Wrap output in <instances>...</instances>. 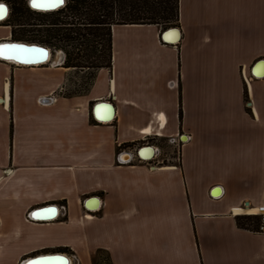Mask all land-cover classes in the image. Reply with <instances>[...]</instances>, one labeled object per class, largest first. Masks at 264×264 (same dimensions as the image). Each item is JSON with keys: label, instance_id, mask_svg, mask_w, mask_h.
<instances>
[{"label": "crops", "instance_id": "0c3cea01", "mask_svg": "<svg viewBox=\"0 0 264 264\" xmlns=\"http://www.w3.org/2000/svg\"><path fill=\"white\" fill-rule=\"evenodd\" d=\"M172 28L113 26L80 95L70 68L0 59V264H264L237 223L264 205V0H180Z\"/></svg>", "mask_w": 264, "mask_h": 264}, {"label": "trees", "instance_id": "16d2710c", "mask_svg": "<svg viewBox=\"0 0 264 264\" xmlns=\"http://www.w3.org/2000/svg\"><path fill=\"white\" fill-rule=\"evenodd\" d=\"M0 2L11 10L5 22L12 27V40L61 48L67 56L64 67L70 69L83 67V51L93 54L96 71L111 68L115 25L154 24L165 30L178 27L180 20V0H67L51 12L32 10L28 0ZM33 16L39 24L32 22ZM258 221L257 216L237 217L244 228L256 227Z\"/></svg>", "mask_w": 264, "mask_h": 264}, {"label": "bare ground", "instance_id": "6f19581e", "mask_svg": "<svg viewBox=\"0 0 264 264\" xmlns=\"http://www.w3.org/2000/svg\"><path fill=\"white\" fill-rule=\"evenodd\" d=\"M37 3L39 4V6L35 7V8L40 9L39 11H41V12H51L52 11L51 7H58V4H45V1L43 2L41 0H37ZM43 8H49V9L48 10L47 9L42 10ZM53 11H55V8ZM5 15H6V13H5ZM2 21L3 20H0V22H2ZM165 38L167 40L170 39V40L175 42L178 40L179 37L177 36V38L176 37H168L167 38V34H166ZM17 42H22V41H17ZM28 45H31V44L29 43ZM37 45H39V44H37ZM0 57H4L5 59H9V60H5V61L17 64V65H25V66H30L31 63H34L33 64L34 66H39L42 64H46L49 61H53V59H51L52 53L45 50V49L36 48V47L31 48V47L17 46V45H15V46H4L3 48H0ZM16 61H22L24 63H29V64H19ZM9 86H10V84H9ZM7 89H8V87H7ZM9 91H10V88H9ZM111 117L112 116H109L108 118L104 117V120L105 119L108 120ZM152 156H153V154H152ZM152 156H148L146 158H151ZM238 212H243V211L240 210ZM244 212H247V211H244ZM252 212H255V210ZM55 214H56V211H54L53 213L47 214V215H35V217L38 219H41L43 217H46V219H49L48 217L53 218L55 216ZM29 264H67V262L65 259H56V260H50V261H45V262L33 261V259H31Z\"/></svg>", "mask_w": 264, "mask_h": 264}, {"label": "rangeland", "instance_id": "374dc122", "mask_svg": "<svg viewBox=\"0 0 264 264\" xmlns=\"http://www.w3.org/2000/svg\"><path fill=\"white\" fill-rule=\"evenodd\" d=\"M33 17L34 18L32 19V22L39 24L40 22L37 21L39 18L38 17L36 18V16H33ZM5 20L0 22V26L3 27L6 25ZM47 23H49V22H47ZM2 33H5V30L0 29V34H2ZM48 47L52 50L53 61L58 62L60 57H61V53L64 52V50L61 48H58V47L57 48L50 47V46H48ZM88 53L89 52L83 51L81 54L82 56H84L83 62H82L83 67L79 68V69L73 68L71 70L67 85L65 87V92H64L65 95H80V94L86 93L89 90V88L93 82L96 70L93 69V67H91L92 62H94L95 58H93V54L88 55ZM64 54L66 55L65 52H64ZM159 145H161L167 149H169L171 147L167 140H163V141L159 142ZM101 258H103V257L100 254H97L95 257V264H101Z\"/></svg>", "mask_w": 264, "mask_h": 264}, {"label": "water", "instance_id": "95a60500", "mask_svg": "<svg viewBox=\"0 0 264 264\" xmlns=\"http://www.w3.org/2000/svg\"><path fill=\"white\" fill-rule=\"evenodd\" d=\"M41 1H45V4H58V7H51L52 9V11L54 10V8H55V10H57V9H59V8H61V7H63V6H65L66 5V0H41ZM0 4H3L5 7H6V15L4 16V19H0V20H5L9 15H10V12H11V10H10V7H9V5L6 3V2H0ZM28 5H29V7L32 9V10H37V11H39L40 9H36L35 7H33V0H28ZM48 10L49 8H43L42 10ZM173 30H175L176 32H180V30H179V28L178 27H174V28H172ZM168 31H166V32H164L163 33V39L166 41V42H171V41H169V40H167L166 38H165V35L166 34H168L167 33ZM29 43H27V42H17V41H14V40H12V39H5V40H2V41H0V48H3L4 46H15V45H17V46H26V47H31V48H34V47H36V48H41V49H45V50H47V51H49V52H51L52 53V51L50 50V48L49 47H47V46H43V45H37V44H34V43H30L31 45H28ZM52 55H53V53H52ZM0 59H4V60H9V59H5L4 57H0ZM17 60V59H16ZM16 62H18L19 64H29V63H24V62H22V61H16ZM34 63H31V65H33ZM97 108H95L94 109V114H95V116H97ZM112 118V117H111ZM111 118H109L108 120H110ZM147 147H149L148 149H150L151 150V152H152V154L154 155L155 154V149H154V147H152V146H150V145H147ZM126 155V156H125ZM126 157V158H125ZM131 159V156H130V154L129 153H127V154H124V155H122L121 157H120V161H122V162H125V161H128V160H130ZM48 208V207H47ZM50 208H52V209H54V210H57V207L55 206V205H51L50 206ZM57 213H58V210H57ZM57 213L55 214V216L54 217H56L57 216ZM34 217H35V215H34ZM53 217V218H54ZM36 218V217H35ZM43 218H46V217H43ZM48 218H52V217H48ZM33 259V261H40V262H45V261H50V260H56V259H65L66 260V262H67V264L69 263V264H71V260H70V258L66 255V254H64V253H46V254H43V255H40V256H37V257H35V258H32Z\"/></svg>", "mask_w": 264, "mask_h": 264}, {"label": "built area", "instance_id": "2783aa9c", "mask_svg": "<svg viewBox=\"0 0 264 264\" xmlns=\"http://www.w3.org/2000/svg\"><path fill=\"white\" fill-rule=\"evenodd\" d=\"M66 2H67V0H66ZM65 61H66V55L64 54V52H62L61 53V57H60V59H59V61L57 63H55V61H49L48 63L51 64V65H56V66H64ZM49 99L53 100V99H55V96H51ZM148 145H150V144H148ZM150 159L151 158H148V159H145V160H150ZM140 160L144 161V159H140ZM241 210L247 211V212H243L242 213V215H244V216H257L259 218L258 224L256 225V227H253L254 228L253 231L258 233V234H263L264 235V205H261V206H258V207H254L249 202H244ZM254 210H255V212H252ZM60 211H61V213L65 214L66 211H67L66 206L65 205H61L60 206ZM232 213L234 215L237 214L235 211H233ZM69 257L73 261V263L71 261V264H79L78 257L76 255L71 254V255H69Z\"/></svg>", "mask_w": 264, "mask_h": 264}, {"label": "snow or ice", "instance_id": "6c2138e0", "mask_svg": "<svg viewBox=\"0 0 264 264\" xmlns=\"http://www.w3.org/2000/svg\"><path fill=\"white\" fill-rule=\"evenodd\" d=\"M39 4L37 0H33V7H38ZM6 13V7L3 4H0V19H3Z\"/></svg>", "mask_w": 264, "mask_h": 264}]
</instances>
